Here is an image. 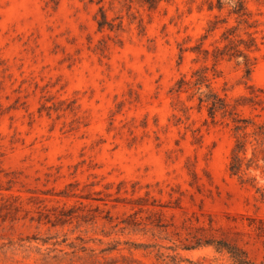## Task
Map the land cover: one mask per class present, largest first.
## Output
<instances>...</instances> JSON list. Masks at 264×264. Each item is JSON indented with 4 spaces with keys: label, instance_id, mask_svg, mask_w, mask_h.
<instances>
[{
    "label": "rangeland",
    "instance_id": "1",
    "mask_svg": "<svg viewBox=\"0 0 264 264\" xmlns=\"http://www.w3.org/2000/svg\"><path fill=\"white\" fill-rule=\"evenodd\" d=\"M209 1L0 0V264H231L212 245L183 248L194 236H226L264 264V144L252 134L264 0H245L259 40L249 71L212 57L235 20ZM197 43L206 59L180 50ZM202 66L245 103L246 134L210 117L195 87L175 89ZM235 136L252 157L241 176L227 169Z\"/></svg>",
    "mask_w": 264,
    "mask_h": 264
},
{
    "label": "trees",
    "instance_id": "2",
    "mask_svg": "<svg viewBox=\"0 0 264 264\" xmlns=\"http://www.w3.org/2000/svg\"><path fill=\"white\" fill-rule=\"evenodd\" d=\"M226 2L229 4L227 14L233 15L235 24H226L224 26L218 40L221 44L219 42H215L213 44L211 55L215 60L223 57H242L244 63L246 64V69L249 71L251 68L249 53L257 49L259 40L255 34L256 30L250 31L248 28L255 26L256 19L252 18L251 11L247 8L245 0H215V3L209 1L208 9L216 7L218 10H221L225 6ZM100 12L103 13L101 9ZM103 19H105L104 16ZM222 22H227V18H224ZM104 23L105 20L98 21L99 26H102ZM214 27L215 26L212 21V25H210L207 31L212 30ZM240 27H242L243 33L246 36L240 33ZM206 36L207 33L202 35L201 39H204ZM261 38H264V34L261 35ZM185 49L194 51L197 54H202V57L205 59L209 55V49L202 47L200 43L188 48H180L181 51ZM206 69V66L193 69L191 79H186L185 76L182 75L176 81L175 89L181 90L185 87V85L195 87L198 91V103H204L206 105L207 112L210 117L214 119L218 112L221 113L222 116L227 115L234 123V129H242V133L246 134L248 132L246 128L249 121L246 118L238 117L237 111L235 110L236 105H242L245 103L240 102V98L235 99V103H231L225 97L221 96L211 85L210 77ZM253 97L256 96H252L251 98ZM253 125L255 126H253L252 134L256 139H260L261 143L264 144V123L253 122ZM252 152L254 153V150ZM245 153L246 147L243 139L239 136H235L227 163V169L231 174L241 176V172H243L245 168L250 167L251 163L249 161L252 157L246 158ZM262 159L264 160V154L262 155ZM0 171H2L1 166ZM261 188L263 193L264 186ZM15 207L16 206H14V208ZM259 221L260 223L258 225H253V229L256 234L264 237V219L260 218ZM194 237L195 241L192 244H184L182 247L190 249L200 245H212L216 251L226 252L231 259V264H261L251 259L247 255L244 247L237 243L236 240H230L226 236H206L205 238L198 236ZM188 261L191 264H196L191 260Z\"/></svg>",
    "mask_w": 264,
    "mask_h": 264
}]
</instances>
